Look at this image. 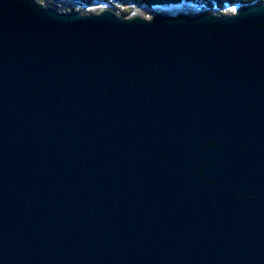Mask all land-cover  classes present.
Segmentation results:
<instances>
[{
    "label": "water",
    "instance_id": "95a60500",
    "mask_svg": "<svg viewBox=\"0 0 264 264\" xmlns=\"http://www.w3.org/2000/svg\"><path fill=\"white\" fill-rule=\"evenodd\" d=\"M0 264H264V3L0 0Z\"/></svg>",
    "mask_w": 264,
    "mask_h": 264
},
{
    "label": "trees",
    "instance_id": "16d2710c",
    "mask_svg": "<svg viewBox=\"0 0 264 264\" xmlns=\"http://www.w3.org/2000/svg\"><path fill=\"white\" fill-rule=\"evenodd\" d=\"M86 4H92L97 1L109 3L119 15L127 17L129 9L136 7L146 8H167L174 6H193L199 7L203 11L216 12L225 7L237 8L239 6L264 3V0H76ZM129 10V11H128ZM201 10V11H202ZM77 11V10H76ZM70 12H75L71 10Z\"/></svg>",
    "mask_w": 264,
    "mask_h": 264
},
{
    "label": "rangeland",
    "instance_id": "374dc122",
    "mask_svg": "<svg viewBox=\"0 0 264 264\" xmlns=\"http://www.w3.org/2000/svg\"><path fill=\"white\" fill-rule=\"evenodd\" d=\"M41 3L46 4L52 8H54L55 10H57L58 12H64V13H68L70 12L72 9L73 10H77L78 12H82V13H87V12H98L99 10L106 8V7H111V5L109 3H105L102 1H97L94 2L92 4H86V3H82V2H78L76 0H39ZM158 8H146V7H136V8H130L128 11L131 14H141L145 17H148L150 14H152L153 12L157 11ZM167 11L173 13L175 11H184L187 12L188 14H196L197 12L201 11L202 9H200L199 7H193V6H174V7H167L164 8ZM235 10V8H230V7H225L223 9H219L218 11H216V13L219 14H226V13H233ZM119 14V13H118ZM130 14V15H131ZM129 15V16H130Z\"/></svg>",
    "mask_w": 264,
    "mask_h": 264
}]
</instances>
